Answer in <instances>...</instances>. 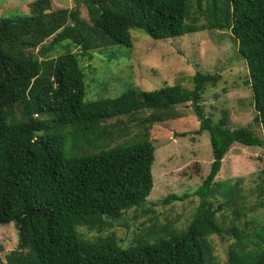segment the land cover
Here are the masks:
<instances>
[{"label":"trees","instance_id":"16d2710c","mask_svg":"<svg viewBox=\"0 0 264 264\" xmlns=\"http://www.w3.org/2000/svg\"><path fill=\"white\" fill-rule=\"evenodd\" d=\"M74 2L73 9L53 10L50 0H37L29 15L0 21V225L14 223L19 231L7 264H264V221L255 215L264 209V180L253 190L261 198L255 205L240 193L242 179L216 182L235 144L264 148L251 127L232 129L204 116L200 101L221 76L198 72L193 89L130 88L85 102V73L69 51L133 48L135 32L155 40L229 32L247 63L254 122L264 133V0ZM188 104L201 122L197 133L210 134L213 162L194 192L200 206L187 228L140 224L129 246L115 233L83 235L80 227L101 231L148 202L156 160L150 131L180 118L178 107ZM134 127L139 133L115 143ZM189 196L173 194L164 204ZM221 198L215 207L211 199ZM215 235L234 240L225 261L215 255Z\"/></svg>","mask_w":264,"mask_h":264},{"label":"rangeland","instance_id":"374dc122","mask_svg":"<svg viewBox=\"0 0 264 264\" xmlns=\"http://www.w3.org/2000/svg\"><path fill=\"white\" fill-rule=\"evenodd\" d=\"M37 0H0V21L30 14L31 5ZM53 10L73 9L74 0H50ZM81 16L89 20L85 4ZM69 51L77 54L85 73V102L99 98L118 97L130 88L151 91L181 84L193 89L196 73L218 74L220 81L215 87L208 85L200 101L204 116L212 122L225 120L232 129L251 127L264 138L260 124L254 122L256 111L253 90L248 84L249 69L238 53V44L229 32L206 30L166 40H155L142 33H134V46L113 45L81 54L74 45ZM180 118L167 120L153 126L151 139L156 146V160L153 165L154 188L148 202L131 210L112 226L102 229L80 227L87 238L97 239L115 233L123 246H129L138 231V226L171 225L182 230L194 219L200 206V199L194 192L208 176L213 162L209 132L198 134L201 122L191 104L178 107ZM22 118L20 111L14 113ZM113 119L111 123L118 120ZM141 129V127H140ZM139 133L134 127L132 133L115 143ZM182 134H186L183 136ZM114 143V144H115ZM264 148L246 147L235 144L224 159L222 170L216 182L242 179L239 191L250 205L261 198L253 190L264 180ZM190 194L183 201L166 205L170 195ZM215 207L224 201L211 199ZM150 208L153 212H144ZM222 213L231 215L225 210ZM264 221V209L255 212ZM218 216L221 213L217 214ZM215 255L227 260L230 244L234 241L212 236ZM19 231L14 223L0 225V264H7V256L18 249ZM24 252L27 253V250Z\"/></svg>","mask_w":264,"mask_h":264}]
</instances>
